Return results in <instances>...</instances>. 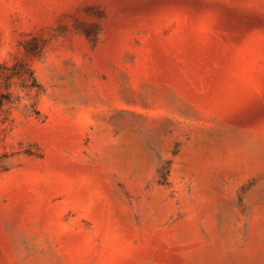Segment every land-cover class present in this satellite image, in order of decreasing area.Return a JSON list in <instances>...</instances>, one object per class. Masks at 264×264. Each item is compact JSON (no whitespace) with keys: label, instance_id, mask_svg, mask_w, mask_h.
I'll list each match as a JSON object with an SVG mask.
<instances>
[{"label":"rangeland","instance_id":"374dc122","mask_svg":"<svg viewBox=\"0 0 264 264\" xmlns=\"http://www.w3.org/2000/svg\"><path fill=\"white\" fill-rule=\"evenodd\" d=\"M0 264H264V0H0Z\"/></svg>","mask_w":264,"mask_h":264}]
</instances>
